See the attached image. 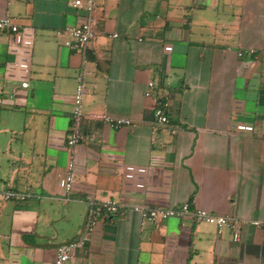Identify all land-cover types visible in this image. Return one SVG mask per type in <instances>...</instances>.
<instances>
[{"label": "crops", "instance_id": "obj_1", "mask_svg": "<svg viewBox=\"0 0 264 264\" xmlns=\"http://www.w3.org/2000/svg\"><path fill=\"white\" fill-rule=\"evenodd\" d=\"M70 1L0 0V19L18 29L0 31V195L29 193L0 197V264H50L102 200L187 203L244 224L233 241L226 227L125 211L100 218L68 264H264V229L250 224L264 220V0H90L94 39L65 47L56 32L84 20ZM78 83L82 139L66 195ZM104 116L130 125L109 129Z\"/></svg>", "mask_w": 264, "mask_h": 264}, {"label": "built area", "instance_id": "obj_2", "mask_svg": "<svg viewBox=\"0 0 264 264\" xmlns=\"http://www.w3.org/2000/svg\"><path fill=\"white\" fill-rule=\"evenodd\" d=\"M69 6L76 10L84 12V20L77 26L67 27L61 31L56 32V36H66L68 40L63 42V46L68 47L71 43L79 47L87 46L95 37V19L93 17V6L90 0H72ZM8 30L10 33L18 32L16 25L10 18L0 19V31ZM116 37V35H113ZM252 51L248 50L245 53L250 54ZM241 53H237L240 56ZM21 88H26L27 83H21ZM155 85L152 81L146 83L144 97L149 98L151 92L154 90ZM82 86L80 83L76 85L75 92L72 98L71 113L69 116V126L67 129V136L65 140L68 149L69 157L65 168V183L64 190L67 195L71 189L73 179V148L78 141L82 139L79 134V119H80V105H81ZM169 94L163 92L158 104L155 105L152 113L153 121L158 125L168 124L166 111L168 108ZM101 123L109 129H119L130 125V121L126 119H113L110 117H102ZM175 131L171 130L170 133L174 134ZM3 202H22L29 197V193H19L11 189L4 190L1 195ZM125 211H132L141 219L150 220L152 222H159L170 218L181 219L183 217H190L197 223H205L212 225L218 234L223 227H226L230 233L233 241L239 238V229L244 221L230 216L214 215L207 211L195 209L191 210L187 203H182L176 208L171 207H148V206H125L115 203L110 200H102L98 202H89V210L87 220L83 228V232L71 242L58 246L55 250V257L50 264H68L76 249L81 248L89 241V237L93 232L100 218L104 216H116L123 214ZM250 224L255 228L264 229V220L252 221Z\"/></svg>", "mask_w": 264, "mask_h": 264}]
</instances>
